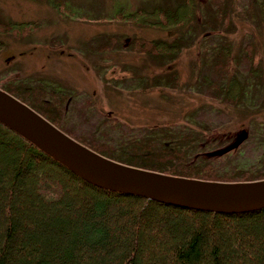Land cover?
Wrapping results in <instances>:
<instances>
[{"label":"rangeland","instance_id":"rangeland-1","mask_svg":"<svg viewBox=\"0 0 264 264\" xmlns=\"http://www.w3.org/2000/svg\"><path fill=\"white\" fill-rule=\"evenodd\" d=\"M179 1L0 0L3 22L36 23L24 35H0V83L18 85L26 95V86L36 88L46 101L59 98L58 122L64 130L115 146L153 136V127L167 124L202 143L190 153L221 149L245 133L235 151L209 161L218 170H260L264 0H233L227 25L213 29L206 24L215 21L210 0H195L193 18L185 26L163 28L121 17L157 5L171 9ZM134 38L177 40L178 51L142 52L131 47ZM247 43L252 45L249 60L244 57ZM221 47L231 51L223 86L233 78L240 87L234 103L208 93Z\"/></svg>","mask_w":264,"mask_h":264},{"label":"trees","instance_id":"trees-1","mask_svg":"<svg viewBox=\"0 0 264 264\" xmlns=\"http://www.w3.org/2000/svg\"><path fill=\"white\" fill-rule=\"evenodd\" d=\"M210 1L215 21L206 24L212 29L216 24L224 27L233 0ZM194 11L195 0H181L171 9L157 5L150 11L139 8L119 15L133 22L174 28L187 25ZM35 26L33 21L0 20V35H24ZM175 41L134 38L131 47L169 54L178 51ZM3 46L0 38V49ZM245 48L244 57L249 60L252 45L247 43ZM230 54L228 47L219 49L208 93L234 103L239 98L238 81L232 78L223 86ZM0 87L78 141L113 159L205 179L264 177V165L254 172L218 170L209 161L239 145L220 154L213 153L215 150L190 153L192 146L202 143L168 124L153 127V136L129 138L117 146L96 142L62 128L59 98L46 101V94L29 86L25 88L29 95L22 94L18 85L0 83ZM0 264H264V207L222 213L102 189L0 123Z\"/></svg>","mask_w":264,"mask_h":264},{"label":"water","instance_id":"water-1","mask_svg":"<svg viewBox=\"0 0 264 264\" xmlns=\"http://www.w3.org/2000/svg\"><path fill=\"white\" fill-rule=\"evenodd\" d=\"M0 123L31 142L82 180L113 192L179 207L222 213L264 207V177L219 180L170 174L125 163L78 141L30 105L0 87ZM213 151L223 153L245 138Z\"/></svg>","mask_w":264,"mask_h":264}]
</instances>
